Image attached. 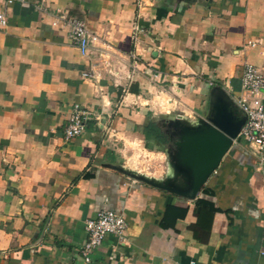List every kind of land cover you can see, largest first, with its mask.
<instances>
[{"label": "crops", "instance_id": "obj_1", "mask_svg": "<svg viewBox=\"0 0 264 264\" xmlns=\"http://www.w3.org/2000/svg\"><path fill=\"white\" fill-rule=\"evenodd\" d=\"M0 11V264H83L85 220L104 209L122 214L125 239L106 235L93 264H264V166L240 139L192 199L106 166L123 165L112 122L157 121L130 102L152 111L149 94L166 93L196 120L213 87L238 94L246 63L264 71V0H0ZM62 13L99 37L87 54ZM74 103L88 119L66 139Z\"/></svg>", "mask_w": 264, "mask_h": 264}, {"label": "water", "instance_id": "obj_2", "mask_svg": "<svg viewBox=\"0 0 264 264\" xmlns=\"http://www.w3.org/2000/svg\"><path fill=\"white\" fill-rule=\"evenodd\" d=\"M245 115L231 96L219 86L210 91L205 115L188 120L179 114L173 119L168 149L170 160L163 178L148 176L121 164H106L123 174L176 195L194 198L236 140ZM180 179H182L181 182Z\"/></svg>", "mask_w": 264, "mask_h": 264}, {"label": "built area", "instance_id": "obj_3", "mask_svg": "<svg viewBox=\"0 0 264 264\" xmlns=\"http://www.w3.org/2000/svg\"><path fill=\"white\" fill-rule=\"evenodd\" d=\"M7 4L14 0H5ZM25 2V0H19ZM59 20L69 27L70 37L81 54H87L89 49L99 41V37L90 31L85 22L65 13L59 15ZM7 25L6 15L0 11V29ZM237 108L245 115L236 139H240L251 150L259 154L260 165L264 166V71L255 65L246 63L240 75V90L237 95H230ZM89 112L74 103L64 128L66 139L81 135ZM179 114V113H178ZM184 117L183 114H179ZM134 182L137 180L133 179ZM126 221L121 213L111 209L98 211L85 220L84 229L87 235L80 248L83 264H93L92 253L108 234L118 241L125 239ZM193 264V262H189Z\"/></svg>", "mask_w": 264, "mask_h": 264}, {"label": "rangeland", "instance_id": "obj_4", "mask_svg": "<svg viewBox=\"0 0 264 264\" xmlns=\"http://www.w3.org/2000/svg\"><path fill=\"white\" fill-rule=\"evenodd\" d=\"M149 95L152 97L153 102L147 103L146 107L154 105L156 108L152 111L145 109L138 101L130 102L133 111H142L148 115L146 121L150 119V116L157 118V120H172L178 113L183 114L184 111L170 105L166 93L156 91ZM169 126L167 125V127ZM107 139L108 144L116 150L119 160L127 168L156 178L165 176L171 159L168 153V149H171L170 144L166 145L165 142V144H161L158 141H151L146 134L144 136L143 126H136V129L132 130L131 123L125 125L122 122L116 124L112 122Z\"/></svg>", "mask_w": 264, "mask_h": 264}, {"label": "trees", "instance_id": "obj_5", "mask_svg": "<svg viewBox=\"0 0 264 264\" xmlns=\"http://www.w3.org/2000/svg\"><path fill=\"white\" fill-rule=\"evenodd\" d=\"M144 134L151 135L155 140L164 144L165 136L158 124L155 121H149L143 126ZM84 177H90V173H82ZM190 227H194V225H190Z\"/></svg>", "mask_w": 264, "mask_h": 264}, {"label": "flooded vegetation", "instance_id": "obj_6", "mask_svg": "<svg viewBox=\"0 0 264 264\" xmlns=\"http://www.w3.org/2000/svg\"><path fill=\"white\" fill-rule=\"evenodd\" d=\"M172 120L171 119H160V120L155 121L158 124V126L160 127V129L162 130V132L164 133L166 145L167 144L171 145V143H173V140L175 139L174 136H171V127L170 126L173 123ZM167 125L168 126L170 125V126L167 127Z\"/></svg>", "mask_w": 264, "mask_h": 264}]
</instances>
